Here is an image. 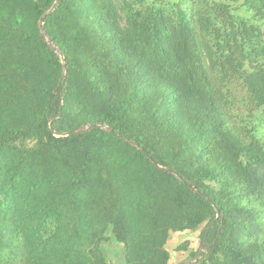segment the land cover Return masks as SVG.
I'll return each instance as SVG.
<instances>
[{"label": "trees", "instance_id": "1", "mask_svg": "<svg viewBox=\"0 0 264 264\" xmlns=\"http://www.w3.org/2000/svg\"><path fill=\"white\" fill-rule=\"evenodd\" d=\"M54 2L0 0V264H264V0H61L65 66Z\"/></svg>", "mask_w": 264, "mask_h": 264}, {"label": "rangeland", "instance_id": "2", "mask_svg": "<svg viewBox=\"0 0 264 264\" xmlns=\"http://www.w3.org/2000/svg\"><path fill=\"white\" fill-rule=\"evenodd\" d=\"M240 95L237 94L233 99L236 100V102L239 100ZM261 140L264 142V126L262 127L261 133H260ZM198 233H183V234H174L170 237V240L168 244L166 245L167 250L170 252L171 255V264H177L182 259L185 258V254L182 253H175L174 248L179 244L181 241L189 240L190 248L192 250H196L199 246L198 242ZM106 251L109 257L110 264H123L122 263V255L120 252V246H117L116 244H108L106 246Z\"/></svg>", "mask_w": 264, "mask_h": 264}, {"label": "water", "instance_id": "3", "mask_svg": "<svg viewBox=\"0 0 264 264\" xmlns=\"http://www.w3.org/2000/svg\"><path fill=\"white\" fill-rule=\"evenodd\" d=\"M61 0H55L54 4L52 5V7L44 14V16L40 19L39 21V28H40V32L41 34L44 36L46 43L51 47V49L54 51V53L59 57L61 63L63 66H65V61H64V57L61 55L60 51L53 45L52 41L47 37V35L45 34L44 30H43V22H44V18H46L48 15H50L54 9L56 8V6L59 4ZM90 128H101L103 130H105L106 132H108L109 134H111L112 136L121 139L122 141H124L125 143L131 145L132 147H134L135 149H137L139 152H141L142 154H144L145 156H147V152L141 148L137 143H134L128 139L122 138L119 135H117L115 132H113L110 128L106 127V126H102L100 124H89V125H84L82 128V131H86ZM52 135L54 137H67L69 135V133H62V134H57L55 132L52 131ZM151 162H153L150 159ZM202 198H206V196L204 194H201Z\"/></svg>", "mask_w": 264, "mask_h": 264}]
</instances>
